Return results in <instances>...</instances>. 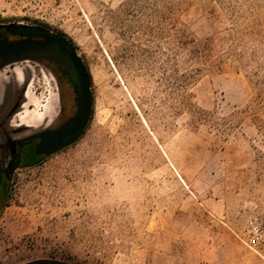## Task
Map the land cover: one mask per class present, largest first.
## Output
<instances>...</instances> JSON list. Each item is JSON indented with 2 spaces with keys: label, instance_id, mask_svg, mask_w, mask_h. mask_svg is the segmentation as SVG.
Returning a JSON list of instances; mask_svg holds the SVG:
<instances>
[{
  "label": "rangeland",
  "instance_id": "1",
  "mask_svg": "<svg viewBox=\"0 0 264 264\" xmlns=\"http://www.w3.org/2000/svg\"><path fill=\"white\" fill-rule=\"evenodd\" d=\"M233 4L241 12L252 5L264 23V0ZM174 21L215 39L218 52L222 36L247 22L215 0H189ZM0 23L64 36L89 72L93 98L75 143L5 179L0 264H264V102L247 70L229 60L188 87V101L214 116L216 129L174 112L173 44L150 51L140 0H0ZM177 60L180 73L197 66L187 53ZM28 65H16L24 85L12 68L0 73V112L19 96L8 128L28 130L14 138L54 128L60 117L57 74ZM257 235L263 241L252 250Z\"/></svg>",
  "mask_w": 264,
  "mask_h": 264
},
{
  "label": "trees",
  "instance_id": "2",
  "mask_svg": "<svg viewBox=\"0 0 264 264\" xmlns=\"http://www.w3.org/2000/svg\"><path fill=\"white\" fill-rule=\"evenodd\" d=\"M188 1L140 0V37L149 38L153 43L150 51L154 53L162 51L159 42L170 40L173 44L174 74L171 83L175 100L174 112L178 114L181 111H189L195 123H207L217 129L220 128V123L214 116L196 108L188 101V87L194 82L198 72L221 70L223 65L231 60L238 68L248 71L258 99L257 104H262L264 102V23L254 16L257 10L252 5H249L250 11L241 12L238 10L239 7L233 4L235 0H215L231 17H239L247 21L238 22L225 36H222L221 41L225 43L226 49L218 52L215 39H198L175 24L174 15ZM183 53H187L190 62L197 65L195 70L180 73L177 59ZM4 199L5 182L0 188V205Z\"/></svg>",
  "mask_w": 264,
  "mask_h": 264
},
{
  "label": "flooded vegetation",
  "instance_id": "3",
  "mask_svg": "<svg viewBox=\"0 0 264 264\" xmlns=\"http://www.w3.org/2000/svg\"><path fill=\"white\" fill-rule=\"evenodd\" d=\"M71 47L73 48L72 44L64 36L49 31L45 27L23 23H0V73L12 68L16 73L18 83L24 85L26 76L21 69H16V65L24 64L23 68L30 69L28 63L32 62L56 73L61 90L60 117L58 125L54 128H47L35 134L14 138V134L28 131L22 128L18 132H11L8 128L11 125V117L21 106L20 97L15 96L13 104L0 112V157L5 168L9 169L14 165L18 166L17 169L31 167L45 160L50 155H37L36 146L48 133L64 127L78 111L80 83L70 62ZM89 83L91 88L90 77ZM28 87L27 84L24 91L25 98ZM1 88L0 82V96ZM10 92L12 93V88ZM68 99L73 102L75 108L73 115L68 112ZM24 105L25 102L21 108ZM20 126L34 127L26 123H21ZM11 174L10 172L4 174L3 183Z\"/></svg>",
  "mask_w": 264,
  "mask_h": 264
},
{
  "label": "water",
  "instance_id": "4",
  "mask_svg": "<svg viewBox=\"0 0 264 264\" xmlns=\"http://www.w3.org/2000/svg\"><path fill=\"white\" fill-rule=\"evenodd\" d=\"M70 62L79 79V104L75 116L64 126L48 133L36 146L37 155H52L65 147L75 143L84 133L93 112V98L89 83V73L82 59L76 53L74 47L70 48ZM23 105V104H22ZM17 165L9 169L4 167L0 157V188L3 184V176L6 172L13 173ZM25 264H70L56 259H38Z\"/></svg>",
  "mask_w": 264,
  "mask_h": 264
},
{
  "label": "built area",
  "instance_id": "5",
  "mask_svg": "<svg viewBox=\"0 0 264 264\" xmlns=\"http://www.w3.org/2000/svg\"><path fill=\"white\" fill-rule=\"evenodd\" d=\"M259 241L262 242L263 241V237L262 235H257L255 238H253V240H251L250 242L252 243V245L248 244L250 249H254V247L259 244Z\"/></svg>",
  "mask_w": 264,
  "mask_h": 264
}]
</instances>
